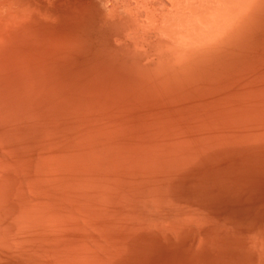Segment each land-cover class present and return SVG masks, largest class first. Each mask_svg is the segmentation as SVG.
<instances>
[{
	"label": "rangeland",
	"instance_id": "374dc122",
	"mask_svg": "<svg viewBox=\"0 0 264 264\" xmlns=\"http://www.w3.org/2000/svg\"><path fill=\"white\" fill-rule=\"evenodd\" d=\"M95 53L40 72L29 86L36 99L38 91L64 101L60 114L76 121L62 138L66 152L81 151L87 121L94 264H257L245 250L264 238V9L197 83L175 94L149 92L121 59ZM20 136L26 157L29 138L52 152L59 130Z\"/></svg>",
	"mask_w": 264,
	"mask_h": 264
},
{
	"label": "bare ground",
	"instance_id": "6f19581e",
	"mask_svg": "<svg viewBox=\"0 0 264 264\" xmlns=\"http://www.w3.org/2000/svg\"><path fill=\"white\" fill-rule=\"evenodd\" d=\"M263 9L264 0H0V264H94L100 256L88 238L87 121L81 151L66 152L62 138L76 121L60 114L64 101L38 91L36 99L34 76L106 53L141 74L149 92L175 94L197 83ZM41 126L58 128L57 145L42 150L29 138L24 157L20 135ZM256 246L245 251L264 264L263 236Z\"/></svg>",
	"mask_w": 264,
	"mask_h": 264
}]
</instances>
